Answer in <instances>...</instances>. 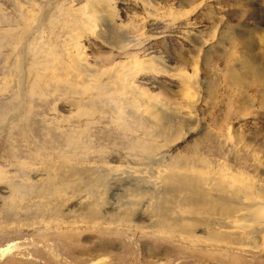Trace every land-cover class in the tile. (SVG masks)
I'll use <instances>...</instances> for the list:
<instances>
[{
    "label": "rangeland",
    "instance_id": "374dc122",
    "mask_svg": "<svg viewBox=\"0 0 264 264\" xmlns=\"http://www.w3.org/2000/svg\"><path fill=\"white\" fill-rule=\"evenodd\" d=\"M88 164L222 169L264 202V0H0V264L227 263L178 189L127 232Z\"/></svg>",
    "mask_w": 264,
    "mask_h": 264
},
{
    "label": "bare ground",
    "instance_id": "6f19581e",
    "mask_svg": "<svg viewBox=\"0 0 264 264\" xmlns=\"http://www.w3.org/2000/svg\"><path fill=\"white\" fill-rule=\"evenodd\" d=\"M89 19L83 20L88 23ZM110 79L113 80L111 87L108 88L109 84L107 83L105 91L111 93L109 96L111 104L118 109L121 103L126 102V97L121 95L116 98L111 90L123 89L125 80L120 75H115ZM118 114L121 117L120 112ZM157 157L156 155L145 157L147 159L146 163H153L158 159ZM204 164L211 165L209 162H204ZM87 168L91 171H103L110 176L108 185L115 192L114 196L117 197L110 204V207L117 214L122 213L128 217L122 225L127 229V232L134 233L136 230L158 232L155 229L154 220L158 219L159 228L161 225L159 222L164 218L152 216L155 208L152 195L155 192H164L169 188L178 189L185 193V195L183 194L185 196L184 201L188 203L186 206L181 204L183 207L178 216L187 215L189 217L200 212L207 214L206 218L197 216L195 220L200 223L206 220L209 223L211 228L209 233L211 238L208 240L210 250L227 254L228 256L224 257V260L227 261L225 264H264V202L255 200L254 193H251L249 187H247L248 185H243L244 183L240 180L241 185L234 186L235 180L234 182L232 180L235 178H231L230 173H227L228 171L225 173V170L222 169L220 171L218 169L219 172L205 170L203 173L198 172L194 175L180 172L181 169L178 172H166L162 169H156L152 172L147 168L120 167L110 164L100 166L88 164ZM103 172H94V174L105 181ZM262 186L264 187V185ZM105 189L103 195L109 192L107 186H105ZM79 203L86 204V207L90 210L96 209L97 206L96 201L90 196L80 198ZM184 209L189 211H184ZM139 212H142L141 214L151 213L149 226L142 227L133 224V217L139 215ZM87 214L98 215L95 211L92 213L87 212ZM183 225L184 222L180 223L181 228L184 230ZM116 230L125 233L122 229ZM172 232H169V234ZM173 236H179L185 240L190 245V249L196 248L192 244L198 240L195 241L192 236Z\"/></svg>",
    "mask_w": 264,
    "mask_h": 264
}]
</instances>
